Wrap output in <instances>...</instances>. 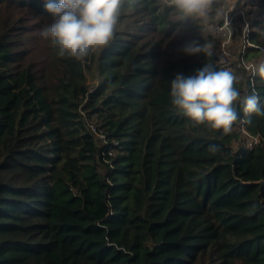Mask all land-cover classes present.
Returning <instances> with one entry per match:
<instances>
[{
    "label": "trees",
    "instance_id": "obj_1",
    "mask_svg": "<svg viewBox=\"0 0 264 264\" xmlns=\"http://www.w3.org/2000/svg\"><path fill=\"white\" fill-rule=\"evenodd\" d=\"M44 3L0 0V264H264V116L241 113L223 135L169 95L177 74L212 64L264 105V0L244 4L247 38L234 16L228 66L214 53L224 17L202 28L158 0H130L84 63L59 57L38 35ZM193 40L212 55L184 53Z\"/></svg>",
    "mask_w": 264,
    "mask_h": 264
},
{
    "label": "clouds",
    "instance_id": "obj_2",
    "mask_svg": "<svg viewBox=\"0 0 264 264\" xmlns=\"http://www.w3.org/2000/svg\"><path fill=\"white\" fill-rule=\"evenodd\" d=\"M129 3L130 0H45L44 8L51 22L45 24L38 35L50 42L59 57H71L84 63L115 39L117 25ZM234 4L235 0L231 6L227 0H158V6L170 10L174 20L196 21L202 28L207 24L216 25ZM182 51L188 55L211 56L212 45H201L193 40L184 45ZM258 74L264 78V64L259 66ZM237 82L232 71L205 64L193 75L175 76L170 83V102L193 127L204 126L229 135L241 119V113L244 123H250L253 114L264 116L260 95L255 89L242 94L235 86ZM219 151L217 144L208 146L211 155Z\"/></svg>",
    "mask_w": 264,
    "mask_h": 264
},
{
    "label": "built area",
    "instance_id": "obj_3",
    "mask_svg": "<svg viewBox=\"0 0 264 264\" xmlns=\"http://www.w3.org/2000/svg\"><path fill=\"white\" fill-rule=\"evenodd\" d=\"M255 0H235L236 6L235 10L233 11H228L225 16H224V21L220 24H218L215 27V35L217 36L218 39H220V44L214 49L215 55L218 57V60L220 63H222L225 66H228L232 58H234V53L232 52L233 48V19L235 15L241 14L244 17L245 20V25H244V31H243V38H247L248 32H249V20L247 17V12H244V4H249L254 2ZM227 2H234V0H227ZM247 11V10H246ZM241 64L250 67V65L247 64L244 60H241ZM91 131L95 134V136L101 140L104 141L106 140V134L103 128H101L100 125H98L95 122L90 123ZM263 137L261 135H257L254 137H250L248 139V145L253 146L256 144V140L262 139Z\"/></svg>",
    "mask_w": 264,
    "mask_h": 264
},
{
    "label": "rangeland",
    "instance_id": "obj_4",
    "mask_svg": "<svg viewBox=\"0 0 264 264\" xmlns=\"http://www.w3.org/2000/svg\"><path fill=\"white\" fill-rule=\"evenodd\" d=\"M232 3H233V2H227V4H228L229 6H231ZM236 4H237V3L234 4L233 8H235ZM233 8H232L230 11L235 10V9H233ZM244 12H245V13L247 12L246 9H244ZM224 16H225V15H224ZM224 16H223V17H224ZM97 76H98V75H97L96 72H89V73H88V77H89V82H90V84H97V83L99 82V78H98Z\"/></svg>",
    "mask_w": 264,
    "mask_h": 264
}]
</instances>
